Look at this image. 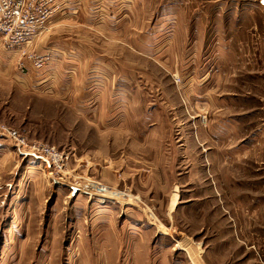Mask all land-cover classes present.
I'll use <instances>...</instances> for the list:
<instances>
[{
  "label": "rangeland",
  "instance_id": "obj_1",
  "mask_svg": "<svg viewBox=\"0 0 264 264\" xmlns=\"http://www.w3.org/2000/svg\"><path fill=\"white\" fill-rule=\"evenodd\" d=\"M52 3L81 6L57 19L72 31L87 11L122 23L117 42L96 39L99 60L132 61L144 86L78 106L97 58L53 82L50 60L33 71L32 52L0 43V264H264V0Z\"/></svg>",
  "mask_w": 264,
  "mask_h": 264
},
{
  "label": "crops",
  "instance_id": "obj_2",
  "mask_svg": "<svg viewBox=\"0 0 264 264\" xmlns=\"http://www.w3.org/2000/svg\"><path fill=\"white\" fill-rule=\"evenodd\" d=\"M97 10V9H94ZM81 11V6L80 5H65L62 6L59 11H56L53 13L51 18L49 19L48 22V32L44 34L43 36L47 37V41L49 42L48 45L46 46H40V43H35L34 45H24V48L22 51L24 52H32L36 53L37 55H48L50 57V62L48 64L52 65L51 67L53 68L52 70L54 72H51L52 77H50V80L53 82H56L57 80L60 79V74L62 73L60 71V67L64 66L65 70H68L69 73L68 76L70 77L71 81L69 80V83L74 81V65L75 62L74 60L78 59V62L80 63L81 59H86L87 56L91 57L94 56L96 59L93 64L89 66L87 70H80L79 76L77 77V83L78 87L76 90L80 93V98L76 99V102L78 103L77 105H80V101L84 104L87 101L91 100L89 95L90 92L93 95H97L98 97L96 99L98 100H106L108 97L111 99H114L115 102L121 101V102H127L130 103V100L135 99L137 91L139 90L138 88H141L144 86L142 83L139 82V80H136L135 78V66L133 62L129 64L128 59H125L122 61L123 65L120 67H117L116 63L118 64L119 62H115L112 59H102L99 60V57L102 58L104 54L98 55L97 53V45L96 39L100 38L103 40L104 38L108 41H114L117 42L113 39H111L114 35L115 37H119L118 34L122 33V31L125 29L122 26V23L117 26V27H110V23L114 22L113 18H100L99 16L101 15L100 12L94 13L92 11V14L87 11L84 14V17L82 16L81 13V19L82 20H77L75 23L80 26V28H77L76 31H72V29H69L72 24L67 23L65 25V22L68 21H62V20H57L58 18L61 17H76L78 18L79 12ZM94 14V15H93ZM97 14V15H96ZM92 16V19L90 18ZM89 18V19H88ZM70 24V25H69ZM113 24V23H112ZM117 24V23H116ZM122 26V27H121ZM71 31H69V30ZM85 29V30H84ZM91 33V34H88ZM125 33V32H124ZM123 34V33H122ZM58 35L59 38L61 37L63 39L62 42L58 41V38L55 36ZM94 36V37H93ZM77 37V41H74V38ZM93 37L94 40H91ZM41 38V37H40ZM39 39V38H38ZM121 42L120 49L121 53L125 57V54H132L129 51L132 50V42H123L122 40H118ZM47 43V42H46ZM94 44V47L89 46V44ZM129 44V45H128ZM106 60V67H107V72L108 74L110 72V79L108 80V87L107 90H103L101 93V86L105 87V84L98 83V79L94 76H97V73L99 70L98 66H102L101 64L104 63ZM86 62V61H85ZM73 65V66H72ZM30 69H32L30 63L29 65ZM48 69V67H46ZM45 68V69H46ZM68 68V69H67ZM119 68V69H118ZM34 71V69H32ZM51 70V71H52ZM88 71L95 72L94 75H91L90 81L87 80V74L89 73ZM105 71V69H104ZM68 77V78H69ZM73 78V79H72ZM44 80V79H43ZM47 80V78H46ZM42 81V80H41ZM120 102V103H121ZM119 103V104H120ZM127 117L124 114H120L119 120H125ZM127 128H122V133L117 132L116 136L120 137L122 136H127V134L124 130ZM107 137L109 136L108 134L106 135ZM103 137V136H102Z\"/></svg>",
  "mask_w": 264,
  "mask_h": 264
},
{
  "label": "built area",
  "instance_id": "obj_3",
  "mask_svg": "<svg viewBox=\"0 0 264 264\" xmlns=\"http://www.w3.org/2000/svg\"><path fill=\"white\" fill-rule=\"evenodd\" d=\"M59 9L52 0H0V43L4 48L19 49L38 40L48 32L49 19ZM27 58L36 72L43 70L50 59L48 55L35 53L28 54ZM19 69H26L24 62L19 64ZM9 133L20 146H24L23 138L16 131ZM30 149L31 154L48 162H60L61 155L54 148L41 145Z\"/></svg>",
  "mask_w": 264,
  "mask_h": 264
}]
</instances>
